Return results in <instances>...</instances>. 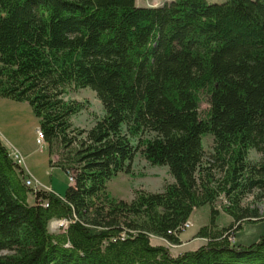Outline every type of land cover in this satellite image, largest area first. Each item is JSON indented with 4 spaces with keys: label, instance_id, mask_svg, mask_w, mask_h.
<instances>
[{
    "label": "trees",
    "instance_id": "trees-1",
    "mask_svg": "<svg viewBox=\"0 0 264 264\" xmlns=\"http://www.w3.org/2000/svg\"><path fill=\"white\" fill-rule=\"evenodd\" d=\"M69 86L101 100L91 128L74 125L86 105L65 99ZM0 97L29 102L58 156L50 166L74 177L63 195L27 185L0 138V252H10L0 264H264V235L231 240L264 220L243 204L264 194V0H0ZM138 153L174 181L113 197L108 182L132 174ZM205 205V244L174 255L152 243L181 244ZM59 219L70 221L63 233L50 228Z\"/></svg>",
    "mask_w": 264,
    "mask_h": 264
},
{
    "label": "rangeland",
    "instance_id": "rangeland-1",
    "mask_svg": "<svg viewBox=\"0 0 264 264\" xmlns=\"http://www.w3.org/2000/svg\"><path fill=\"white\" fill-rule=\"evenodd\" d=\"M170 0H137L139 6H160ZM209 3H224L228 0H207ZM66 100H77L85 103L86 108L80 113L72 116L75 126L82 128H91L97 118L105 115L104 106L97 94L90 87L77 89L73 86L66 88L64 94ZM11 105V106H10ZM208 109L207 101L203 100L201 110ZM40 127L39 119L35 115L32 106L27 101H16L9 98L0 97V138L8 146L10 152L18 151L25 159V166L29 168L34 185L38 188H48L55 186L56 191H66L70 182L67 174L59 167L50 166V156L48 144L45 141L41 148L37 143V129ZM203 146L206 153V159H209L213 153L214 137L212 134H206L203 138ZM58 159V156H53ZM249 158L252 161H258L261 155L255 150L249 152ZM30 178V177H29ZM174 181L169 173L167 166H152L140 153L136 155L133 162L132 174L119 173L108 182L109 193L119 199L130 201L133 199L136 189H145L151 192H160L164 189L167 182ZM256 194L248 195L244 200V205L258 207L260 214L264 217V194L256 198ZM225 200L217 202L220 210L217 216L219 227L228 226L233 218L227 214L223 206ZM211 221V207L205 205L196 209L190 217L191 227L183 231V242L179 245L169 243L165 239L152 237V243L155 245H166L170 247L174 255L182 252L196 250L206 243V240L196 237L202 226ZM54 221L50 228L53 232H59L55 229ZM264 235V220L245 223L243 227L236 232V237H232V242L241 244H250ZM10 253L2 251L0 255Z\"/></svg>",
    "mask_w": 264,
    "mask_h": 264
},
{
    "label": "built area",
    "instance_id": "built-area-1",
    "mask_svg": "<svg viewBox=\"0 0 264 264\" xmlns=\"http://www.w3.org/2000/svg\"><path fill=\"white\" fill-rule=\"evenodd\" d=\"M37 143L39 145H42V144L45 143L44 131L40 127L37 129ZM10 153H11L13 159L18 164H20L21 166H24L25 165V159H24V157H23V155L21 153H19L18 151H12ZM69 182L70 183H74V177H73V175H70L69 176ZM26 183L29 186H35L34 185V181L31 178H29V177L26 180ZM35 187H37V186H35ZM53 221H54L53 224L55 225L54 226L55 229L56 230H59V232H61V233H63L65 231L66 227L68 226V224L70 222L68 219H59V220H53ZM190 227H191V223L188 221L184 225L183 229L185 230V229L190 228Z\"/></svg>",
    "mask_w": 264,
    "mask_h": 264
},
{
    "label": "crops",
    "instance_id": "crops-1",
    "mask_svg": "<svg viewBox=\"0 0 264 264\" xmlns=\"http://www.w3.org/2000/svg\"><path fill=\"white\" fill-rule=\"evenodd\" d=\"M39 145V144H38ZM41 146V148H43L44 147V144H42V145H40ZM48 148V147H47ZM50 156V155H49ZM51 159H53V160H56V159H54V157H50ZM25 166V165H24ZM55 168V167H54ZM28 170H29V168L28 167H26V171H27V173H28ZM28 175H29V177L32 179V176H31V174H29L28 173ZM33 180V179H32ZM45 189H47V190H53V191H55L56 193H58V194H60V195H63L65 192H64V190H61V191H56L55 190V186L54 185H52V186H48V188H45ZM34 201V198L33 197H30V202H33ZM156 237V236H155ZM157 238H160V237H157ZM160 239H162V238H160ZM181 239H182V241H183V237H182V235H181ZM163 240V239H162Z\"/></svg>",
    "mask_w": 264,
    "mask_h": 264
},
{
    "label": "bare ground",
    "instance_id": "bare-ground-1",
    "mask_svg": "<svg viewBox=\"0 0 264 264\" xmlns=\"http://www.w3.org/2000/svg\"><path fill=\"white\" fill-rule=\"evenodd\" d=\"M11 106V105H10ZM26 180V179H25ZM167 238V237H166Z\"/></svg>",
    "mask_w": 264,
    "mask_h": 264
}]
</instances>
